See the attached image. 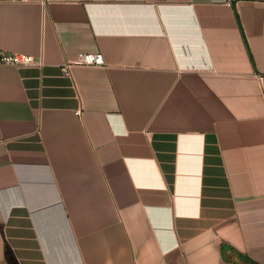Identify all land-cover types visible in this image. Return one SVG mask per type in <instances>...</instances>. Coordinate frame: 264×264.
Here are the masks:
<instances>
[{"label": "crops", "instance_id": "1", "mask_svg": "<svg viewBox=\"0 0 264 264\" xmlns=\"http://www.w3.org/2000/svg\"><path fill=\"white\" fill-rule=\"evenodd\" d=\"M0 51V264H264V0H0Z\"/></svg>", "mask_w": 264, "mask_h": 264}, {"label": "built area", "instance_id": "2", "mask_svg": "<svg viewBox=\"0 0 264 264\" xmlns=\"http://www.w3.org/2000/svg\"><path fill=\"white\" fill-rule=\"evenodd\" d=\"M104 55L102 52H80L76 59L71 60L62 66V70L66 75L70 74L71 67L75 65L86 66H101L104 65ZM0 64L3 65H30V64H42L40 59H36L34 56L28 54H22L18 52H6L0 51ZM81 113L80 110L77 112Z\"/></svg>", "mask_w": 264, "mask_h": 264}, {"label": "trees", "instance_id": "3", "mask_svg": "<svg viewBox=\"0 0 264 264\" xmlns=\"http://www.w3.org/2000/svg\"><path fill=\"white\" fill-rule=\"evenodd\" d=\"M8 255H9V258H10L11 263L12 264H17V262L15 261L13 255L11 254V252L8 253ZM243 261H244L245 264H256L255 262L249 261V260H243Z\"/></svg>", "mask_w": 264, "mask_h": 264}]
</instances>
